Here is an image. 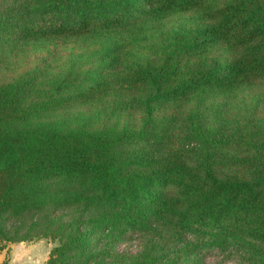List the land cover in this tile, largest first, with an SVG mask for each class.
<instances>
[{
  "label": "trees",
  "instance_id": "16d2710c",
  "mask_svg": "<svg viewBox=\"0 0 264 264\" xmlns=\"http://www.w3.org/2000/svg\"><path fill=\"white\" fill-rule=\"evenodd\" d=\"M70 40L82 61L0 81V254L38 236L48 264H104L128 231L169 229L170 264H264V93L231 104L264 83V0H0V73ZM152 249L129 264H164Z\"/></svg>",
  "mask_w": 264,
  "mask_h": 264
},
{
  "label": "rangeland",
  "instance_id": "374dc122",
  "mask_svg": "<svg viewBox=\"0 0 264 264\" xmlns=\"http://www.w3.org/2000/svg\"><path fill=\"white\" fill-rule=\"evenodd\" d=\"M219 1L224 3L228 0ZM199 22L200 19H198L197 14L195 12H191L164 19L161 21L160 26L162 29L164 28L167 30L171 28V26L178 25L180 23L191 26ZM93 49L94 46H92L88 58L83 61L86 62L83 67H88L92 63V56L94 53ZM85 51L86 49L83 44L72 40L66 41V43L56 42L54 44L46 45L41 51L33 52L21 57L18 65H16V68H12L8 72L5 71L0 73V81L15 77L18 74L27 71L36 64L44 66H51L54 64L57 67L67 68L71 64H74L76 59ZM82 58L83 57H79L81 61ZM262 93H264V83L253 87H248L238 93L236 97L232 98L231 104L234 106V110L242 109L243 111H240L241 113L249 112L250 108L255 106L254 103H256L258 95ZM85 109H91V112L95 111L94 108ZM259 110L260 112L264 113V104ZM126 117L127 116H123L121 118L122 123ZM63 213L65 219L71 217L69 210ZM25 231L26 229L22 230L20 235H24ZM147 234L148 233L142 231H128L116 241L108 244V248L106 250L108 252L105 255L98 256L97 260H101L104 262V264H129V258L133 256H141V259H143L145 257V254L143 253L144 249L154 246L156 249H152L150 252L157 251L156 253H160L161 255L165 256L164 264H170L172 257L171 253L174 251L171 250L172 246L169 240L171 231L169 229H163L158 234H156V236ZM21 245L27 247L24 249L25 255H23V258H21V255L18 256L13 254V258L10 257L9 255H11L10 253H12L14 248L20 247ZM57 245L58 241H52L49 238H40L38 236H34L32 239L16 241L10 243L9 246L4 251H2L0 254V263L16 264L13 262L14 259L16 262H20L18 264H40L41 262V264H48L47 262L50 257V252ZM198 258L199 259L191 260L189 262L182 261V264H249L239 251L232 249L207 252L204 255H200Z\"/></svg>",
  "mask_w": 264,
  "mask_h": 264
},
{
  "label": "crops",
  "instance_id": "0c3cea01",
  "mask_svg": "<svg viewBox=\"0 0 264 264\" xmlns=\"http://www.w3.org/2000/svg\"><path fill=\"white\" fill-rule=\"evenodd\" d=\"M25 248H27V247H24V246H22V245H21L20 247H16V248H14V250L12 251V253H10L11 255H9V256L12 257V254H13V255H18V256L21 255V258H23V255H25V252H24V249H25ZM21 249H23V250H21ZM18 256H17V257H18ZM17 257H16V258H17ZM0 258H1V257H0ZM12 258H13V257H12ZM14 258H15V257H14ZM23 260H25V259H23ZM46 260H47V259H46ZM40 261H41V260H40ZM13 262L16 263V264L20 263V262H16L14 259H13ZM21 262H23V261H21ZM41 263H42V262H41ZM41 263H40V264H41ZM0 264H2V263H0Z\"/></svg>",
  "mask_w": 264,
  "mask_h": 264
}]
</instances>
